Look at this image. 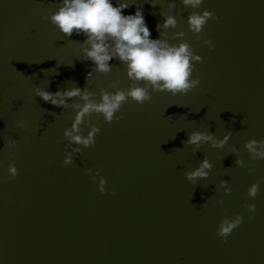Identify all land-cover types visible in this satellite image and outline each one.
Returning a JSON list of instances; mask_svg holds the SVG:
<instances>
[{
  "label": "water",
  "instance_id": "obj_1",
  "mask_svg": "<svg viewBox=\"0 0 264 264\" xmlns=\"http://www.w3.org/2000/svg\"><path fill=\"white\" fill-rule=\"evenodd\" d=\"M57 3L0 0V264H264V158L244 147L249 138L264 140V0H202L197 9L181 0L173 8L169 0H129L122 11L141 7L151 37L167 32L170 42L183 39L202 57L191 74L199 83L176 94L150 88V99L126 100L110 122L91 113L80 130L96 124L94 143L81 146L68 165L66 146L75 145L63 129L81 101L69 97L67 107L54 106L34 89L74 84L98 99L101 88L130 81L118 59L109 61V72L85 80L92 70L80 58L85 36H66L48 20ZM200 9L216 19L197 40L186 17ZM161 12L175 16V28L157 29ZM181 30L182 37L173 35ZM193 129L230 136L222 148H194L184 143ZM204 156L212 165L208 176L190 182L184 171ZM10 160L17 174L5 180ZM87 168L104 177L103 194ZM254 181L258 191L249 197ZM236 213L241 223L221 238L219 221Z\"/></svg>",
  "mask_w": 264,
  "mask_h": 264
},
{
  "label": "clouds",
  "instance_id": "obj_2",
  "mask_svg": "<svg viewBox=\"0 0 264 264\" xmlns=\"http://www.w3.org/2000/svg\"><path fill=\"white\" fill-rule=\"evenodd\" d=\"M176 0H169L168 7L173 8ZM155 6V0H149ZM181 3L192 9L199 8L202 0H181ZM129 0H58L54 10L48 12V20L66 36L73 32L83 33L85 39L79 42L81 59L92 62V70L85 74V80L92 75L93 71L107 73L112 69L109 63L111 59H118L124 66L125 74L130 83L126 88L116 86L112 82V91L104 88L99 90V98L96 93L79 86L71 84L63 90L57 88L49 91L36 87L35 95L40 96L44 101L54 105L67 107L69 97H79V101L73 103L72 120L69 126L63 129V136L68 144L75 145L70 150H66L62 159L63 165L73 162V157L80 154L81 146L88 147L94 143V136L98 132L96 124H90L86 133L80 130L81 123H85L91 113H99L105 122H110L123 102L128 99L137 103H142L150 99L149 89L153 91H167L172 94L185 93L199 83L198 77H193V61H200L202 57L193 51L190 44L181 39L172 43L167 39V32L160 31L159 37L153 38L147 26L143 10L136 7L132 13H124L122 10L129 7ZM162 22H158L157 29L175 28L176 18L171 13L164 14ZM216 19L214 13L207 9L191 11L186 22L189 30L195 34L197 40L203 25L209 18ZM176 37H182L183 31L173 33ZM203 43L212 47L210 38H205ZM15 107V106H13ZM23 128V121L17 122ZM230 132L226 131L220 138H216L211 132L193 129L187 134L184 143L199 147L201 143L209 142L211 147L222 148L229 140ZM5 140L0 136V146ZM9 147L16 143L14 139L6 141ZM264 140L249 138L244 142V147L255 159L264 158ZM235 152L237 149L232 148ZM12 155V154H10ZM16 157L12 156V160ZM9 161L6 174L3 179H11L16 176L15 164ZM236 164H242L238 157ZM212 167L207 156H204L198 165L191 170L184 171V176L190 182L195 183L198 178L208 176V169ZM91 174V178L98 177L97 188L101 194L105 192V179L99 175V169H85ZM219 185L225 193L230 191L228 182L224 179L219 181ZM258 191V182L254 181L247 187V195L253 197ZM114 194V193H113ZM250 213L254 212L255 205L248 203L245 206ZM251 219V215L249 216ZM240 213L232 217H222L217 228V235L225 238L233 228L241 223Z\"/></svg>",
  "mask_w": 264,
  "mask_h": 264
}]
</instances>
